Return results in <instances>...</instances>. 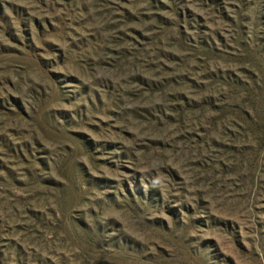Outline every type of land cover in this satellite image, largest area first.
Instances as JSON below:
<instances>
[{"label": "rangeland", "instance_id": "1", "mask_svg": "<svg viewBox=\"0 0 264 264\" xmlns=\"http://www.w3.org/2000/svg\"><path fill=\"white\" fill-rule=\"evenodd\" d=\"M0 264H264V0H0Z\"/></svg>", "mask_w": 264, "mask_h": 264}]
</instances>
